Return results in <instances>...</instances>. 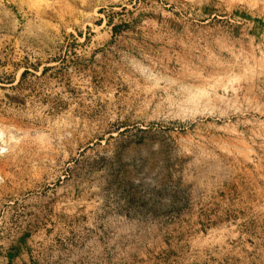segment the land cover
Returning <instances> with one entry per match:
<instances>
[{
    "label": "rangeland",
    "instance_id": "rangeland-1",
    "mask_svg": "<svg viewBox=\"0 0 264 264\" xmlns=\"http://www.w3.org/2000/svg\"><path fill=\"white\" fill-rule=\"evenodd\" d=\"M0 264H264V0H0Z\"/></svg>",
    "mask_w": 264,
    "mask_h": 264
},
{
    "label": "bare ground",
    "instance_id": "bare-ground-1",
    "mask_svg": "<svg viewBox=\"0 0 264 264\" xmlns=\"http://www.w3.org/2000/svg\"><path fill=\"white\" fill-rule=\"evenodd\" d=\"M7 180V179H6Z\"/></svg>",
    "mask_w": 264,
    "mask_h": 264
}]
</instances>
